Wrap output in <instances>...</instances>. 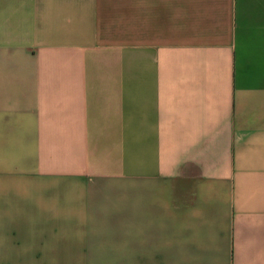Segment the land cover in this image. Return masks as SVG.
I'll list each match as a JSON object with an SVG mask.
<instances>
[{"label": "crops", "instance_id": "1", "mask_svg": "<svg viewBox=\"0 0 264 264\" xmlns=\"http://www.w3.org/2000/svg\"><path fill=\"white\" fill-rule=\"evenodd\" d=\"M0 264H264V0H0Z\"/></svg>", "mask_w": 264, "mask_h": 264}]
</instances>
